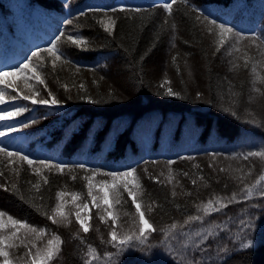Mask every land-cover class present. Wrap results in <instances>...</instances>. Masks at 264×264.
<instances>
[{"label":"trees","instance_id":"16d2710c","mask_svg":"<svg viewBox=\"0 0 264 264\" xmlns=\"http://www.w3.org/2000/svg\"><path fill=\"white\" fill-rule=\"evenodd\" d=\"M169 2L0 0L1 58L15 54L24 60L58 44L56 37L68 24L81 32L86 43L84 50L71 45L65 52L62 49L55 68L47 53L41 54L38 69L45 84L70 105L64 113L52 115V121L35 116L33 126L21 127L30 159L64 165L63 172L51 168L37 174L27 164L12 168L0 159V211L6 213L5 221L10 215L45 230L39 240L19 231L17 247L9 249L13 263H30L29 249L34 254L59 235L61 251L50 264H85L88 246L99 256L92 264H178L181 256L198 264H264V195L260 194L264 181L256 184L264 175V158H244L249 152L264 151V0H177L171 15L163 7ZM102 12L111 17L110 31H105ZM15 14L23 28L21 39L14 29L16 21L12 23ZM202 20H215L247 39L237 43L233 36L224 45L208 43ZM171 30L177 36L172 67L178 84L166 87L161 84V63ZM245 40H252L253 46ZM177 52L199 65L202 97L186 86L175 60ZM113 85L136 98L124 99ZM169 88L177 95H167ZM72 136L74 145L67 151ZM37 147H44L42 153L36 152ZM213 158L223 164L214 166ZM157 163L164 164L169 174L162 172L163 166L156 168ZM131 168L142 185L137 202L156 229L144 244L134 242L120 252L109 243L108 229L95 226L85 233L72 217L66 223L48 219L58 192L66 193L65 209L75 215L77 202L71 197L87 196L86 170ZM209 201L212 209L205 214L200 208ZM119 207L118 235L138 232L139 216L126 193L121 194ZM192 216L202 219L189 220ZM173 223L178 227L165 239ZM5 231L10 234L12 229ZM225 247L227 252L222 251Z\"/></svg>","mask_w":264,"mask_h":264},{"label":"snow or ice","instance_id":"6c2138e0","mask_svg":"<svg viewBox=\"0 0 264 264\" xmlns=\"http://www.w3.org/2000/svg\"><path fill=\"white\" fill-rule=\"evenodd\" d=\"M177 3V0H170L169 3H166L163 5L165 10L168 12L169 15L172 13L173 5ZM115 10V9H114ZM123 10V9H121ZM132 11H139V9H132ZM68 23H71L69 21ZM210 24H212L216 29H218L220 34V44L223 45L225 40L224 37L227 34L232 33L231 28H227L224 25L220 24L217 25L215 20L209 21ZM111 30V22L105 27V31ZM64 37L68 41H70L72 44L80 45L83 44L84 41L79 38H73L72 36H66L65 33H60L59 36L56 37V41L59 42L61 38ZM237 37V43H239L240 40L247 39L246 37L241 36L239 33H236ZM255 38H253L254 40ZM236 51H239V48L235 49ZM42 53H47L49 57L52 58V66L53 68L56 67V62L60 61L62 59V54L60 53V50L58 48L57 43H53L51 47L42 49L40 52H33L31 57H28L26 59V62L20 64L19 66L15 67L14 71L11 72H5L0 71V85H3L5 88H12L14 91L16 90V84L14 79H9L10 77H21L24 79L25 83L29 79H35L38 83L44 84L45 81L41 78L40 72L37 70L38 65L33 63V58L37 60L42 61ZM65 63H68V61H64ZM245 64H247V60L245 61ZM255 71V68H253V72ZM264 82V81H262ZM83 87V85H81ZM257 90V89H254ZM5 92L0 91V103L4 102L5 98ZM40 95L39 92H35L32 95H23L20 96L19 94L17 96L11 97V99H24V100H30L33 104L39 103L43 105H57L59 104V101L55 98V96L52 94L51 91L48 92V96L50 99H37V97ZM167 95H177L172 91V89H168ZM92 102V101H89ZM24 111H26L25 108H17L15 109V114L19 115L22 114ZM11 112H5L4 116H0V119H3L5 116L11 115ZM254 122V121H252ZM4 133H0V135H3ZM0 156L6 157L8 159L9 163H15L16 160H19L21 162L26 163L29 167L39 166L40 168H55L59 170L60 172H63L64 168L66 166L60 165V164H49L47 161L40 159V160H33L30 159L26 155H21L18 152H8L4 148H0ZM262 157L264 158V151L260 152H249L245 155V159H248V157ZM173 163V161H169V164ZM81 168H83V165H80ZM223 171V169H221ZM136 169L131 168L129 170L124 171H110V172H104L100 173L98 170H92V175L90 177H86L88 180V194L92 197V200L95 202L98 198L96 195H93V189L97 187V185H94L92 183V180L97 175H104L111 177V182L104 181L99 184V189L104 193L100 199L103 201V204L108 205V207H112V205L109 204V192L108 190H111L112 192V198L115 203H120V196H121V189H123L124 192H127L128 197L131 198L133 205H135L136 213L139 216V229L137 231H133L131 233H125L123 235H118L117 230L115 228V221L117 217L113 214V212H110L105 209L107 212V215L109 218L113 220V226L110 231V241L109 243L111 246L118 251L122 252L124 250V246H130L134 242H138L139 244H144L149 239V235L151 232L156 231V229L153 227L152 224L149 223V221L145 218V213L141 211V205L137 202V196L141 195V188L142 185L140 183V179L138 176L135 175ZM37 174H39V170L37 169ZM2 175V173H0ZM185 175H187L185 173ZM131 178V179H130ZM75 179V177H73ZM169 182H171L172 177L169 175ZM261 181H264V175H261L259 179L256 181V184L259 185ZM45 183H47V180H45ZM193 184L196 183L195 180L192 181ZM129 185H132L131 187ZM34 187L39 191L40 185L36 184ZM7 190V189H5ZM13 190L15 191V186L13 185ZM175 194V193H173ZM261 195H264V188L261 189ZM57 199L59 200V203H57L55 209L53 210V214L48 216V219L52 221V223H57V218H59L62 221H69V215L65 212V201L64 197L66 193L64 192H58ZM249 196H251V190H249ZM21 199L23 197L21 196ZM77 199H79V196L75 193L72 194V200L75 202ZM36 207L35 205H33ZM224 207H227L226 204L222 205ZM84 208H87V205H83ZM96 207H100V204L97 203ZM212 209V201H209L207 205L201 206L200 210H202L205 214H210V211ZM39 211V208H37ZM150 210V209H149ZM219 209H217L218 211ZM6 213L4 211H0V258H2V264H13V260L10 258V252L9 249L13 247H17V245L14 243L15 240L19 239L18 233L21 229H24L26 233L29 234H35V239L39 240L43 235L45 230L44 229H37L36 227L31 226L27 223H21L19 220L14 219L12 216H7V219L5 221ZM45 215L47 213L45 212ZM101 219H104V217H101ZM202 219L199 216H192L189 217V220H200ZM76 220L80 225V228L83 230V232L87 233L89 231V224L81 218L80 212L76 213ZM188 221H185L187 223ZM178 226L176 223H173L170 225L169 232H165V239L168 238L169 234L171 233V230L176 229ZM11 228L12 231L10 234L6 233V229ZM209 236H211V233H209ZM63 241L61 240V237L59 235H53L48 241L47 244L43 249L36 248V244L33 242L32 247L36 248L35 253L33 254L31 249L28 250L26 253L27 256L31 257L30 264H50V261H52L61 251V245ZM81 243H84V241H81ZM250 244H245L244 247H250ZM188 246L185 245V248ZM200 245L197 244V248L199 249ZM223 252H227V247L222 249ZM187 253H185L186 255ZM99 256L97 254V250L93 248L92 246H88V253H87V259H85V264H92L94 260H98ZM108 259L111 260V254L108 255ZM178 264H198V262L195 259H192L190 261H185L184 257L181 256L178 258ZM200 264H206V262H200Z\"/></svg>","mask_w":264,"mask_h":264},{"label":"rangeland","instance_id":"374dc122","mask_svg":"<svg viewBox=\"0 0 264 264\" xmlns=\"http://www.w3.org/2000/svg\"><path fill=\"white\" fill-rule=\"evenodd\" d=\"M15 12H18V9L15 8ZM102 13H104V12H102ZM101 19H102V22L106 26L111 22V17L106 12L101 15ZM13 21H16V22L13 23ZM18 22H20V17L15 14V16L13 17L12 23L14 25V29H15L16 34H18L20 36L19 38L21 39V36H23V34H22L23 28L21 27V25ZM201 25H202L203 31L206 33V37H207L206 39H207L208 43L211 41V42H214L216 44V46L221 45L220 44L221 37H220L218 29H215L214 26H212L210 23H208L207 21H204V20H202ZM72 26H71V24H68L66 26V29L64 28L61 31V33H65L66 36H72L73 38H79V39H82L83 41H85L83 39V35L81 34V32L77 29H73ZM38 35H40V32L38 33ZM170 35L172 37H171L170 43H169V50L166 51L165 56H164V61H163V63H161V70H162L161 84H163L166 87H172L174 82H175L174 84H176V85L178 84L176 81V77H174L173 67H172L173 66L172 57H173L174 53L177 51V48H176L177 44L175 43V39L177 36L175 34V37H174L172 30L170 31ZM233 36L236 37V35L233 32L231 34H227L224 37L225 42L229 39H234ZM218 38H219V40H218ZM36 39H38V38L36 37ZM85 44L86 43H83L80 45H75L63 37V40H60V42L57 45H58V48L61 52L62 49L64 51L68 45H71V46L75 47V49H78V50H84ZM245 44L253 46L254 43L252 42V40H248L245 42ZM178 46H179V41H178ZM177 54H178V52H177ZM228 54H229V52H228ZM45 56L49 57L47 54ZM220 56L222 57L223 54H220ZM49 58L52 59L51 57H49ZM0 60H1V57H0ZM4 60H5L4 63H7L8 61H11L12 63L7 66L8 68L3 69L6 64H3V63L1 64V61H0V71L11 72V71L15 70V67L20 65V64L18 65L19 56H15V57L13 56L11 59L5 58ZM175 60L178 63V66L180 67V71L183 74V79L186 83V86L191 91V93H193L195 96L197 95V96L202 97L203 93L205 94V91L203 88V83L201 81L199 65L196 63V60L194 58H192L191 56L186 55L185 53H184V55H179V54L176 55ZM24 61L26 62V58L24 59ZM33 63L38 65V68H39L40 60L34 59ZM56 63H59V61H57ZM259 66L262 67V64H260ZM37 70L39 71V69H37ZM109 73H110L109 70H104V74L106 76L109 75ZM41 78L43 79L42 76H41ZM9 79L15 80L16 90L14 91L12 88H5L3 85H0V91H4L6 94L5 98H4V102L0 103V116H4L5 112H11L12 113L9 116H5L3 119H0V133H4L3 135H0V148H5L4 146L7 145L8 149H6V148L5 149L8 152H17L15 150L9 149V147L14 146V147L20 148V149L22 147H24V141H25L24 136H23L24 130H22L21 127L26 128V130H27L30 126H33L32 124H30L32 122V117L36 116V118L37 117L41 118V116H46V119H49L48 121H52L53 120L52 115L60 113V112L64 113L65 109L70 104H68L67 102H65L61 98H59V96L56 94V92L51 88V86L49 87L48 84L47 85L45 83L40 84L35 79H29L25 83L24 79L21 77H10ZM113 86H115V85H113ZM114 89L116 90L118 95L123 96L124 99H128L129 101H134V98H136L134 96V94H132L131 91H128L125 95L124 91H122L119 87L115 86ZM49 91H51L52 94L55 96V98L59 101V104H57V105H43V104H39V103L33 104L30 100H24V99H20V98L11 99V97L17 96L18 94L20 96L32 95L35 92L40 93V95L37 97V99H50V97L48 96ZM250 93H251V95H253L252 91ZM20 107L25 108L26 111H24L22 114H19V115L15 114V109L20 108ZM27 118H28V120H27ZM29 118H31V120H29ZM42 136L45 137L46 134L42 135ZM73 145H74V137L72 136L71 138H69V144L67 145L66 150L69 151L73 147ZM41 149H43V147L39 148L38 150L42 153ZM66 150L63 152V155L65 154ZM18 153H20L21 155L28 156L24 152L18 151ZM29 158H31V157H29ZM0 159H3V161L5 163H7V165H9L12 168H14V167L17 168L21 165L26 164V163L21 162L19 160H16L15 163H9L8 159L6 157H3V156H0ZM212 162H213L214 166H216L219 163L223 164L222 161L215 160V158H213V160L210 163H212ZM48 163L50 164V163H54V162L48 161ZM160 166H163V169H165V170H162V172L168 173L169 170H168V168H165L164 164H159V163L156 164V168H161ZM33 168H36L39 171L50 170L48 168H40L39 166H34ZM166 170H168V171H166ZM86 172L88 175L87 177H90L92 175V170H88V171L86 170ZM99 172L104 173V172H108V171H99ZM135 175L139 176L137 173H135ZM165 177H166V175H165ZM85 179H86V177H85ZM86 181L88 184L87 179H86ZM104 181L111 182V177L104 176L101 174V175L95 176V178L92 180V183L94 185H97V187L93 189V195H96L98 198L95 202L92 200V197L89 196L88 187H87V194H86L87 196H84V197L79 196V199L76 200V202H77L76 205L73 204L75 206V215L70 216V214H71L70 210L65 209V212L68 213V215H69V219H70V217H72V219H74L75 223L77 224V226L80 230H82V229L80 228V225L76 220V213L77 212H80L81 218L84 219L89 224V226H90L89 230H92V229H94L95 226H98L97 228H102L104 230L108 229V233H110V231L112 229L113 220L108 217L105 209L107 208L108 211L113 212V214L117 217V219L122 217V212L120 209H118V208H120L119 207L120 203L118 204V203H115L113 201L111 190H108V192H109V204L112 205V207L109 208L108 205L103 204V201L100 199V197H102L104 195V193L102 191H100L98 186L100 183H102ZM129 186L131 187L132 185H129ZM122 193L127 194V192H124L123 189H121V194ZM71 199H72V197H71ZM57 203H59V200ZM97 203L100 204V207H96ZM85 204L87 205V208L83 207V205H85ZM68 205H70V204H68ZM101 217H104V219H101ZM117 219L115 221V228L117 231H120L121 229H119V227H118L119 225H118ZM57 222H62V220L57 218ZM63 222L66 223L68 221H63ZM139 227H140V225H139ZM0 264H2V261H0ZM13 264H15V263H13ZM24 264H30V263L28 262V263H24Z\"/></svg>","mask_w":264,"mask_h":264},{"label":"bare ground","instance_id":"6f19581e","mask_svg":"<svg viewBox=\"0 0 264 264\" xmlns=\"http://www.w3.org/2000/svg\"><path fill=\"white\" fill-rule=\"evenodd\" d=\"M41 33V32H40ZM42 34V33H41Z\"/></svg>","mask_w":264,"mask_h":264}]
</instances>
